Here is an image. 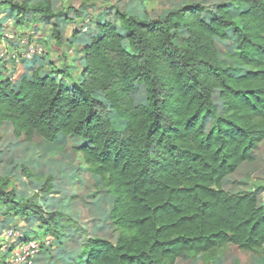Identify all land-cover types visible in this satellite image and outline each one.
<instances>
[{"label": "trees", "instance_id": "1", "mask_svg": "<svg viewBox=\"0 0 264 264\" xmlns=\"http://www.w3.org/2000/svg\"><path fill=\"white\" fill-rule=\"evenodd\" d=\"M236 1L242 7L237 16L225 5L199 3L156 19L117 9L121 29L99 23L97 37L82 46L80 79L70 70L44 74L35 62L0 77V126L11 124L16 138L37 135L43 151L71 145L75 180L81 181V170L89 196L103 199L100 217L83 229L89 235L78 257L56 264H176L214 256L228 244L264 253V205L251 193L224 188L264 139V0ZM0 3L19 20L58 16L51 0ZM60 27L54 21L57 43L63 42ZM228 32L237 49L223 57L216 39ZM108 196L112 203L104 202ZM3 206L20 212L28 226L41 221L57 228L62 216L20 203L0 175ZM106 224L113 239L102 234Z\"/></svg>", "mask_w": 264, "mask_h": 264}, {"label": "rangeland", "instance_id": "2", "mask_svg": "<svg viewBox=\"0 0 264 264\" xmlns=\"http://www.w3.org/2000/svg\"><path fill=\"white\" fill-rule=\"evenodd\" d=\"M195 3L210 9L225 5L235 16L242 9L236 0H51L52 11L58 16L47 22L38 14L19 20L15 11L1 10L0 6V23L3 25L0 29V77L10 75L20 63L30 65V62H35L43 66L44 74L70 70L74 79H80L84 66L82 46L97 37L99 23L111 22L121 29L117 9L143 19H156L166 10ZM79 9L86 15L79 16L76 13ZM102 13L104 16H101ZM54 21L61 25L62 43H57L53 35ZM124 45L130 49L127 41ZM216 45L220 55L226 57L227 53L236 51L237 38L228 32L226 39H216ZM139 95L138 92L133 94L136 101L140 99ZM117 123L124 126L120 121ZM10 142L13 143L11 153L4 160L12 158L14 164L5 166L6 161L0 158V175L15 191L17 201L38 203L47 213L62 216L57 217V228L41 221L28 226L20 212L14 214V211L3 206L0 210V264L11 258L14 251L11 246L20 235L23 240L58 236L59 239L55 236L56 242L51 249L38 255L36 264L40 261L56 264L58 260L78 257L89 235L83 229L90 219L100 217L99 207L103 199L101 196L91 197V190L86 186L88 181L81 170L76 174L81 176V181L75 180L73 169L78 161L77 154L71 145L61 151L49 148L43 151L40 137L34 135L30 141L24 136L16 138L13 126L6 122L0 126V152ZM252 155L251 161L243 163L224 180V188L231 194L251 193L258 198L260 205H264V139L254 148ZM113 200L112 196H108L104 202L112 203ZM102 229L104 236L114 238L111 224L102 226ZM11 230L17 234L13 236ZM26 231L28 233H24ZM75 240H80V245L75 244ZM176 264H264V253L249 252L228 244L214 256L192 255L189 259H179Z\"/></svg>", "mask_w": 264, "mask_h": 264}, {"label": "built area", "instance_id": "3", "mask_svg": "<svg viewBox=\"0 0 264 264\" xmlns=\"http://www.w3.org/2000/svg\"><path fill=\"white\" fill-rule=\"evenodd\" d=\"M14 231L11 230L10 234ZM17 233L15 232L13 236ZM53 236H44L41 239L30 238L24 241H16L14 245V251L10 259L6 264H36V259L40 254L41 249L44 246L52 245Z\"/></svg>", "mask_w": 264, "mask_h": 264}]
</instances>
